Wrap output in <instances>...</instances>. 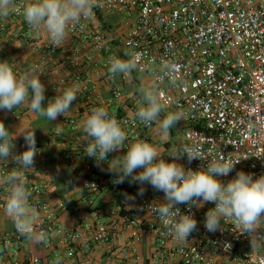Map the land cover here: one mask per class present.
<instances>
[{
	"label": "built area",
	"instance_id": "built-area-1",
	"mask_svg": "<svg viewBox=\"0 0 264 264\" xmlns=\"http://www.w3.org/2000/svg\"><path fill=\"white\" fill-rule=\"evenodd\" d=\"M26 2L15 1L13 17H24L22 9ZM114 11L127 13L132 22L120 49L112 51L106 35L92 31L90 24L98 15ZM67 32L80 41L89 57L100 59V68L111 84L113 100L124 97L122 88L131 74H150L161 93L164 109L184 113L179 123L183 131V147L199 146L209 159L219 158L221 153L225 157L240 159L228 176L218 177L222 182L233 179L240 170L253 174V178L264 174V0H99L93 14L71 23ZM31 37L30 33L22 36L24 47L30 45ZM56 49L49 40L48 51L42 56L41 63ZM129 52L137 54L136 69L127 76L119 74L112 77L108 72V58L115 55L128 59L125 53ZM163 61L176 65L174 81L160 72ZM70 63L76 65L74 59ZM149 66L154 71H150ZM84 89L88 94L89 89ZM87 97L91 96L88 94ZM96 107L95 104L90 106V114ZM109 114L126 132L124 154L137 140L149 141L153 123H142L135 109H130L125 115ZM13 115L19 118L18 114ZM68 124L75 130L81 128L74 119L68 120ZM21 144L26 147L25 141ZM17 146L13 140L15 153H18ZM36 146L39 154L42 147L37 140ZM85 147L66 152L63 157L70 172L84 175V197L92 199L105 182L115 190L132 188L137 196L134 213L153 219L150 232L160 258H178L180 264H264V241L251 248L249 239L240 235L232 218L222 219L220 231L212 233L205 230V214L209 208L215 207L214 203L206 202L200 208L193 206L191 213L187 205H177L181 212L194 214L198 222L197 230L186 241L178 240L152 210L163 202L155 197L154 189L148 184L143 185L145 192L141 196L138 183L129 184L126 180L123 184H115V175L107 177L104 162L98 167L95 158L87 156ZM182 160L185 168L193 170L206 168L208 163V160L198 159L189 163L186 154ZM36 164L35 160L34 168L23 169L9 158L0 163V180L13 169L29 173ZM7 187L0 183V210L5 221L13 225L4 210ZM26 187L31 192L30 205L40 213L34 225L35 231L47 234L46 242L38 240L41 247L46 251L53 250L58 240L66 248V258L74 257L80 238L72 229L61 227L54 213L47 208L45 186L30 181ZM121 213V207L109 211L110 217L120 219L123 228L129 231L131 241L138 240V221L123 217ZM110 237L109 227L98 224L91 237L83 239V244L105 243ZM25 238L14 225L3 235L4 250L0 253V264H53L54 261L48 258L24 256L22 245ZM115 264L131 263L129 258L123 257Z\"/></svg>",
	"mask_w": 264,
	"mask_h": 264
},
{
	"label": "clouds",
	"instance_id": "clouds-1",
	"mask_svg": "<svg viewBox=\"0 0 264 264\" xmlns=\"http://www.w3.org/2000/svg\"><path fill=\"white\" fill-rule=\"evenodd\" d=\"M98 6L99 0H27L22 12L31 30L37 33L45 30L51 45L60 47L68 35V26L79 22L82 17H90ZM15 7V0H0V17L6 18ZM125 55L129 58L121 59L115 55L108 58V72L112 77L119 74L127 76L136 69L137 54L129 52ZM149 70L154 71L150 66ZM159 70L170 80H175L177 68L174 63L163 61ZM77 91L76 88L68 87L44 105L46 88L35 74V68H29L17 76L6 60H0V110L10 112L27 104L33 112L51 122L68 111L77 100ZM138 91L142 103L138 105L136 116L145 125L158 122L161 134L168 135L169 130L181 122L184 113L168 112L160 120L165 104L157 84L154 82L148 87L141 86ZM82 131L86 154L95 158L98 167L108 161L109 153L124 149L127 139L119 121L105 107L91 110V114L82 122ZM21 134L26 149L15 153L9 129L0 120V159L11 158L23 169L34 168L35 157L40 151L36 146L35 129L24 128ZM185 154L189 163L197 159L208 160L207 167L197 170L185 168L177 162ZM168 157L170 161L160 158L156 147L144 140H137L124 155L108 161V171L115 174L114 183L117 185L126 180L129 184H140L138 194L141 196L145 192V184L163 192V202L152 210L178 240L186 241L197 230L198 222L194 214L181 212L177 205H187L191 213L193 206L200 208L207 202L215 204L205 214L204 228L207 232L222 230V219L232 218L240 235H246L249 239L251 248L264 241V174L253 178V174L240 170L233 179L224 183L218 177L228 176L240 159L225 157L222 153L219 158L209 159L196 145L172 148ZM137 169L140 171L137 172ZM0 183L8 186L4 210L16 231L29 239L46 242L47 234L36 232L34 228L40 213L29 203L31 192L26 187L23 172L13 169ZM125 198L133 199L127 194ZM53 264H59V259Z\"/></svg>",
	"mask_w": 264,
	"mask_h": 264
},
{
	"label": "crops",
	"instance_id": "crops-1",
	"mask_svg": "<svg viewBox=\"0 0 264 264\" xmlns=\"http://www.w3.org/2000/svg\"><path fill=\"white\" fill-rule=\"evenodd\" d=\"M131 22L132 19L127 13L114 11L98 15L91 21L90 29L103 32L110 50L113 51L120 49ZM28 33L32 35V41L30 45L24 47L21 38ZM48 42L46 31L42 29L37 33L31 30L24 17L15 18L12 11L6 18L0 17V60H6L17 76L29 68H35V74L46 88L44 105L56 95L62 94L68 87L78 89L77 100L55 121L49 122L45 117L39 116L27 104L10 112L1 110L0 120L8 127L10 138L18 143L16 147L18 153L26 149L21 144L24 138L22 134L19 135L20 131L24 128L35 129L36 140L40 142L42 151L35 157L36 168L24 174L26 184L35 181L45 186L44 200L47 208L54 213L61 227L72 229L80 239L74 257L66 258V248L59 244L58 240L53 250L46 251L38 240L26 237L22 245L23 255L27 257L35 255L52 261L59 259V264H115L123 257L129 258L131 264H180L178 258L162 259L158 256L159 250L150 232L153 219L134 213L137 196L132 188L115 190L105 182L97 195L92 199L85 198L84 175L70 172L63 162L66 152L85 145L82 122L90 115V106L95 104L98 107H105L109 113H116L121 109L123 115L129 114L132 108L137 111L138 105L142 103L138 89L153 84L150 74H131L122 88L124 97L115 101L112 99L111 84L100 68V59L89 57L88 51L82 48L76 37L68 33L62 45L41 63L42 56L48 51ZM73 59L76 65H71ZM84 88L89 89L90 98L87 97ZM168 112L174 113L172 110L164 109L159 119L162 120ZM13 113L18 114L19 118H15ZM70 119L76 120L81 128L73 129L68 124ZM182 132V127L176 124L169 130L168 135H162L159 123L153 122L148 143L156 147L160 158L170 161L169 151L172 148L183 147ZM122 155L124 151L121 149L109 153L107 160ZM5 161L7 160L0 159V163ZM108 161L104 162L107 177L115 175L108 171ZM177 162L184 165L182 158ZM70 174L76 177L77 185L60 188L59 182L67 179ZM125 194L133 199H126ZM154 195L163 200L164 195L160 191L154 190ZM115 207L122 208L123 217L135 218L138 221L140 228L138 240L131 241L129 231L123 228L120 219L110 217L109 211ZM98 224H106L109 227L111 231L109 241L101 244L90 242L84 245L83 239L91 237ZM12 228L13 225L5 221L0 210V253L4 250L1 239ZM171 246L173 245L170 244Z\"/></svg>",
	"mask_w": 264,
	"mask_h": 264
},
{
	"label": "rangeland",
	"instance_id": "rangeland-1",
	"mask_svg": "<svg viewBox=\"0 0 264 264\" xmlns=\"http://www.w3.org/2000/svg\"><path fill=\"white\" fill-rule=\"evenodd\" d=\"M77 179L74 175L70 174L67 179H64L63 181L59 182L60 188L65 187H72L77 185Z\"/></svg>",
	"mask_w": 264,
	"mask_h": 264
},
{
	"label": "trees",
	"instance_id": "trees-1",
	"mask_svg": "<svg viewBox=\"0 0 264 264\" xmlns=\"http://www.w3.org/2000/svg\"><path fill=\"white\" fill-rule=\"evenodd\" d=\"M133 78H134V82H136V76H135V75L133 76ZM122 111H123V110L119 109V110L116 112L117 115H123ZM120 113H122V114H120ZM121 214H123V213H121Z\"/></svg>",
	"mask_w": 264,
	"mask_h": 264
}]
</instances>
